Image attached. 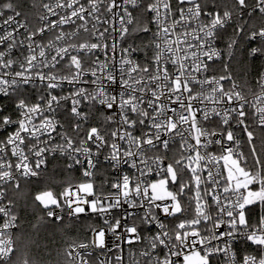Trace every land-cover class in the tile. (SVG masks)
<instances>
[{
    "label": "snow or ice",
    "instance_id": "6c2138e0",
    "mask_svg": "<svg viewBox=\"0 0 264 264\" xmlns=\"http://www.w3.org/2000/svg\"><path fill=\"white\" fill-rule=\"evenodd\" d=\"M29 209L55 264H264V0H0V264Z\"/></svg>",
    "mask_w": 264,
    "mask_h": 264
},
{
    "label": "trees",
    "instance_id": "16d2710c",
    "mask_svg": "<svg viewBox=\"0 0 264 264\" xmlns=\"http://www.w3.org/2000/svg\"><path fill=\"white\" fill-rule=\"evenodd\" d=\"M62 161L54 160L50 163V175L51 170L59 165H62ZM77 179L75 174L66 175V174H57L52 177L56 182H60L65 179ZM32 210L29 209L28 213L22 215V223L28 229V235L24 237L25 242L28 243L32 240H38L39 247H32L31 251L36 259L37 264H55V261L49 258V253H55L57 247L60 246L63 242V235L59 230L54 231L51 228H42L38 234L31 231V225L36 223L35 217L31 215ZM96 222L94 218L85 219L80 225H77L73 230V234L77 237L83 236L84 231L86 230L89 223Z\"/></svg>",
    "mask_w": 264,
    "mask_h": 264
},
{
    "label": "built area",
    "instance_id": "2783aa9c",
    "mask_svg": "<svg viewBox=\"0 0 264 264\" xmlns=\"http://www.w3.org/2000/svg\"><path fill=\"white\" fill-rule=\"evenodd\" d=\"M62 162H63V161H62ZM49 166H50V165H49ZM108 171H110V170H108L106 166H102V167H101L100 174H99V176H98V178H97V183H99L101 180H104V179L109 178V177L107 176ZM73 174H75V178H77V179L80 178V174H79L78 172L73 173ZM93 218H94V217H93ZM94 219H95V218H94ZM95 221H96V220H95ZM250 250H251V249H250Z\"/></svg>",
    "mask_w": 264,
    "mask_h": 264
}]
</instances>
